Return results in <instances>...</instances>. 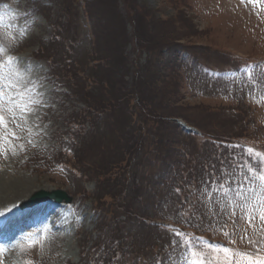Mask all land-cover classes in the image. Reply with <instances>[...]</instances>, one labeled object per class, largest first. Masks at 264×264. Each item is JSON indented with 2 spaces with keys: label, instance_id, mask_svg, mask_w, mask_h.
<instances>
[{
  "label": "rangeland",
  "instance_id": "1",
  "mask_svg": "<svg viewBox=\"0 0 264 264\" xmlns=\"http://www.w3.org/2000/svg\"><path fill=\"white\" fill-rule=\"evenodd\" d=\"M64 1L70 0H0V45L5 48L0 63L6 65L0 81V210L20 209L40 190L61 189L72 198L69 204L47 202L54 232L32 228L0 253V264H190L201 257H207L205 264H246L239 253L264 257V200L259 199L264 187L255 179L264 173V0H107L108 6L98 0L94 14L107 12L125 40L124 54L132 68L126 81L138 79L148 86L143 91L146 102L138 100V120L145 124L133 170L119 185L102 183L103 189H113L103 196L104 207L115 208L125 220L124 226H115L123 237H115L108 221L97 217L95 183L70 165L96 158L120 119L105 123L112 114L108 109L95 118L99 127L85 122L72 128L73 121L84 120L80 99L96 95L87 58L91 45L97 46L96 16L88 12L92 0H74L78 13L65 29L71 42L59 44L56 35L52 38V24L57 17L62 28L68 21ZM146 33H152V42L137 40ZM157 44L156 52L145 47ZM43 45L54 56L52 67L34 57ZM9 56L42 71L32 78L16 75L18 61L7 64ZM62 69L72 73L74 86ZM78 69L88 73V85L75 78ZM41 90L46 92L43 99ZM29 109H37L39 117ZM178 121L192 127V133H203V145L218 142L210 138L234 141V147L214 146L218 161H229L232 167L223 173L228 164H209L218 177L223 173V191L211 190L221 178L180 175L187 152L197 151L198 143ZM127 135L132 141L130 131ZM125 200L131 208H117ZM166 225L202 233L231 248L227 255L212 249L199 252L192 239L187 243L185 234ZM100 256L104 262H96Z\"/></svg>",
  "mask_w": 264,
  "mask_h": 264
},
{
  "label": "trees",
  "instance_id": "2",
  "mask_svg": "<svg viewBox=\"0 0 264 264\" xmlns=\"http://www.w3.org/2000/svg\"><path fill=\"white\" fill-rule=\"evenodd\" d=\"M103 2H105L107 6L110 4L107 0H104ZM98 3V0H92L89 3L87 2L88 12L96 16L94 30L95 35H97V41L94 44L96 46L97 43V46L96 48H93V46L91 45V48L87 53V58L91 61V76L94 78L90 86H94L93 89L95 90L94 93L96 95H86L84 99H80L84 101V105L86 107L83 108V112L85 114L84 120L73 121L72 128L76 125H85V122L90 124L95 123V125L99 127L98 122L95 120V118L98 115L103 114L104 112H108V109H110V112H112V114H108V117L104 120L105 123L109 121H116V119L120 120L116 124L117 129L112 128L110 130L112 137L102 145V149L101 151H99V154H97L96 158H91L90 160H78V162H73L70 165H72V167L79 173L80 176H86V179L88 181L92 180L95 183L96 188L100 191H96L93 203L97 206L96 212L99 214V218L101 220L108 221L111 226L112 232L115 234V237H123V235H118V233L120 232L115 230L117 229L115 228V226L118 227V225H123L124 221L120 220L119 217L115 214V208L107 209V207H104V205L106 206V202L103 196L108 194L106 192H111L113 189L111 191L108 189H103L102 183L113 182L114 184L116 183L117 185H119L122 177H125V175H130L133 170V168H131L132 158L142 147L141 139L143 138L144 129H142V127H144L145 124L144 122H140L138 120V100L141 101L142 99L143 103L146 102L143 91L145 92V89H148V86H144V83L138 79H136V82H134L133 84H129L128 81H126V72L132 71V68H129L127 64V56L124 54L123 47L125 46V40L124 38H121L120 33L115 32L116 28L119 26H114V24L110 23V19L107 18V12L105 14L104 12L102 14H94L98 11ZM76 9L77 5H75L74 0H70L69 2L64 1L63 11L68 21L65 23L63 28L60 26V23H58V21L62 22V19L60 17H57L55 22L53 21L52 27L54 32L52 38H55L54 36L56 35L58 38L55 39L59 40V44H61L63 41L69 40L68 32H66L65 29L67 28V24H70L76 17L78 13V9L77 11ZM134 29H136V25H134ZM112 31L115 32V35H111ZM134 35L136 40V30L134 32ZM142 37L144 39L140 37L137 40L144 42H152L154 40L152 33H146L145 36ZM69 42H71V40H69L68 43ZM159 46L163 47L166 46V44H160L159 42ZM159 46L157 44V46L153 45L152 47L146 45L145 47H149L150 51L156 52ZM34 55L39 59L44 58V60L47 61L50 67H52L51 63H54V61H52L54 56L45 52L44 45L40 47L38 46L34 52ZM78 71L79 75L75 74V78L83 83L89 82V79L86 80L84 78L87 77L86 74L88 73L86 72L82 75V71L79 69ZM59 72H65V75L67 74V76L69 77L68 81L72 86H74L75 81L72 82V73L63 69ZM58 74V72L54 73V75L59 78L60 75ZM86 85L88 84L86 83ZM77 94L79 95L80 93L77 92ZM153 94L155 96L157 95L156 93ZM150 106L152 105H148L147 108ZM126 116L128 119H126L125 121ZM75 118L76 116H73V120H75ZM85 118H89L90 121ZM128 131H130L132 141L128 138ZM190 138L195 139L192 136ZM224 140L232 141L228 138ZM195 141L198 143V145H196L197 151L187 152L186 169L182 170L188 171L186 178L193 177L194 173L196 174V176H199V178L201 177V175L205 177L206 172L210 170L209 164L218 160V156L216 154L217 149L213 147L215 145L209 142L205 143L204 145H199V142L196 139ZM73 168L70 169L74 170ZM151 179L154 178L151 177ZM136 185H138L137 182ZM81 193L83 195H86V189L84 187L81 190ZM126 205L127 202L125 200L122 205L117 206V208H123V210L131 208V204L129 205V208L126 207ZM131 213H134L133 209L130 210L128 217ZM144 215H146L145 212L139 214L138 217L141 218ZM107 216L109 220L107 219ZM121 254V251L118 252L119 256H121ZM101 260L104 262L105 256L98 257L96 259V262H101ZM85 263H87L86 260Z\"/></svg>",
  "mask_w": 264,
  "mask_h": 264
},
{
  "label": "snow or ice",
  "instance_id": "3",
  "mask_svg": "<svg viewBox=\"0 0 264 264\" xmlns=\"http://www.w3.org/2000/svg\"><path fill=\"white\" fill-rule=\"evenodd\" d=\"M22 36L25 35V33H21ZM5 51V48L0 45V53H3ZM14 61H18L17 67L14 69V74L16 75H26L29 78H32L37 72L42 71V67L39 65L35 64H28L25 65L22 61H19L18 58L9 56L7 59V64H13ZM5 63H0V81H2L5 78L4 71L3 69L5 68ZM37 82H39V77H37ZM43 87V86H42ZM41 98L43 99L46 96V92L41 90L38 93ZM3 94L0 93V100H2ZM264 98V97H262ZM42 101L37 100L35 103L40 104ZM26 107V106H25ZM33 113V115L39 117V111L37 109H29ZM4 122V117L0 116V124H3ZM256 180H259L261 182V186L264 187V173L260 174L259 176L255 177ZM237 195H240V193H237ZM260 200H264V197H260ZM261 219H264V211L261 212ZM226 255L229 253V249L225 248L222 250ZM193 256H196L197 253L193 252ZM236 255V254H233ZM240 257L242 258L243 261L246 262V264H264V257L257 256L256 258H252L248 256L245 253H239ZM207 260V257H201L200 259H192L190 261V264H205V261Z\"/></svg>",
  "mask_w": 264,
  "mask_h": 264
},
{
  "label": "bare ground",
  "instance_id": "4",
  "mask_svg": "<svg viewBox=\"0 0 264 264\" xmlns=\"http://www.w3.org/2000/svg\"><path fill=\"white\" fill-rule=\"evenodd\" d=\"M12 189H14V188H12ZM22 197H20L19 200ZM38 205H37V207L29 209L28 211H22V212L19 211L17 208H14V210L13 209L9 210V209H2L3 208L2 207L0 210V227H1L0 233L5 232V230L7 231L6 228H8V227H12V229H14L15 225L19 224V222H20V224L26 223V221L29 220L28 217H30L33 214H36L40 210L41 207H40V205L39 206Z\"/></svg>",
  "mask_w": 264,
  "mask_h": 264
},
{
  "label": "water",
  "instance_id": "5",
  "mask_svg": "<svg viewBox=\"0 0 264 264\" xmlns=\"http://www.w3.org/2000/svg\"><path fill=\"white\" fill-rule=\"evenodd\" d=\"M46 199H54L55 201H58V202H61L63 200L65 202L71 201V197L63 190L59 189V190H53L50 192L40 190L35 195H33V197L30 200L25 202L23 205H33L37 202L44 201Z\"/></svg>",
  "mask_w": 264,
  "mask_h": 264
}]
</instances>
